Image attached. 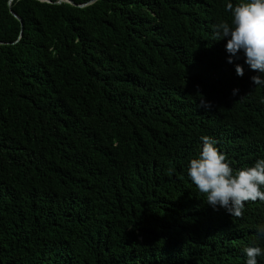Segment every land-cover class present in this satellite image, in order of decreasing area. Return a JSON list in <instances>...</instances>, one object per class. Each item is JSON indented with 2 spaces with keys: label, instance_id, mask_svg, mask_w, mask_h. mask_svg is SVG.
Masks as SVG:
<instances>
[{
  "label": "trees",
  "instance_id": "obj_1",
  "mask_svg": "<svg viewBox=\"0 0 264 264\" xmlns=\"http://www.w3.org/2000/svg\"><path fill=\"white\" fill-rule=\"evenodd\" d=\"M49 1L0 0V264H246L264 202L187 175L203 135L264 158V74L213 32L244 0Z\"/></svg>",
  "mask_w": 264,
  "mask_h": 264
},
{
  "label": "clouds",
  "instance_id": "obj_2",
  "mask_svg": "<svg viewBox=\"0 0 264 264\" xmlns=\"http://www.w3.org/2000/svg\"><path fill=\"white\" fill-rule=\"evenodd\" d=\"M226 10L231 13V24L222 21L213 25L215 38H227L225 45L233 63L243 53L244 62L251 70L264 74V0H244L237 5L228 2ZM238 76L244 75L241 64L235 65ZM255 86L264 85V76L251 78ZM238 89H233L236 95ZM205 108L211 104L201 99ZM202 149L198 157L189 162L187 175L198 191L206 196V203L214 210L223 208L231 216L241 218L247 202H264V158L253 166L234 169L228 158L217 147L218 141L208 135L201 136ZM258 237L264 239V225H259ZM246 264H258L264 256V248L249 246L244 249Z\"/></svg>",
  "mask_w": 264,
  "mask_h": 264
},
{
  "label": "water",
  "instance_id": "obj_3",
  "mask_svg": "<svg viewBox=\"0 0 264 264\" xmlns=\"http://www.w3.org/2000/svg\"><path fill=\"white\" fill-rule=\"evenodd\" d=\"M38 1L50 3L49 0H38ZM95 1H96V0H90V1H88V2H86V3H83V4H80V5L75 4L72 0H58L56 3L59 4V3H61V2H67V3H69V4L73 5V6H76V7H79V8H83V7H85V6H88V5L92 4V3H94ZM11 13H12V14L14 15V17H15L16 19H18V20L20 21V23H21V20L19 19V17H17L13 12H11Z\"/></svg>",
  "mask_w": 264,
  "mask_h": 264
}]
</instances>
